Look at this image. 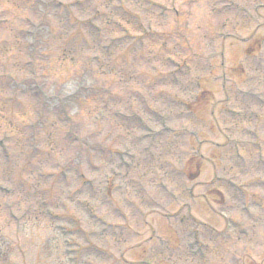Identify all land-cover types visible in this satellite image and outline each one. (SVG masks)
I'll use <instances>...</instances> for the list:
<instances>
[{"label": "rangeland", "instance_id": "1", "mask_svg": "<svg viewBox=\"0 0 264 264\" xmlns=\"http://www.w3.org/2000/svg\"><path fill=\"white\" fill-rule=\"evenodd\" d=\"M1 20L0 264H68L64 239L75 264H122L124 229L115 242L108 225L132 212L123 198L164 224L187 202L185 173L216 231L221 206L257 218L221 252L264 264V0H0ZM145 127L160 133L151 143ZM150 229L141 259L166 263ZM147 237L124 259L140 262ZM203 244L201 262L172 260L228 264Z\"/></svg>", "mask_w": 264, "mask_h": 264}]
</instances>
